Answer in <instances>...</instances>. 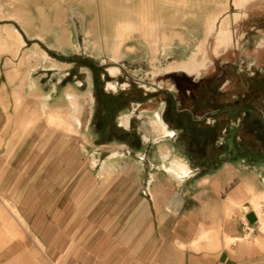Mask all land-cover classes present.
Instances as JSON below:
<instances>
[{"label": "crops", "instance_id": "0c3cea01", "mask_svg": "<svg viewBox=\"0 0 264 264\" xmlns=\"http://www.w3.org/2000/svg\"><path fill=\"white\" fill-rule=\"evenodd\" d=\"M182 1L0 0V264H264V229L251 201L264 195V166L239 157L199 173L205 156L194 165V155L175 143L161 147L158 161L134 162V225L107 237L108 212L100 204L125 154L108 144L144 153L125 139L107 141V129L93 124L101 89L96 69L134 58L127 48L137 44L159 42L157 55L146 50L147 57H163L160 28L178 27V43L186 47ZM222 16L198 24L203 38L170 72L196 74L204 59L197 54L210 41L214 57L230 48L228 37L218 35ZM93 60L99 64L92 67ZM197 101L192 107L172 101V119L154 118L153 130L137 134L173 139L183 124L198 123ZM124 116L121 125L129 126ZM172 160L183 162L188 175H176Z\"/></svg>", "mask_w": 264, "mask_h": 264}, {"label": "rangeland", "instance_id": "374dc122", "mask_svg": "<svg viewBox=\"0 0 264 264\" xmlns=\"http://www.w3.org/2000/svg\"><path fill=\"white\" fill-rule=\"evenodd\" d=\"M192 1H182L187 8V26L184 28L186 47L178 43V27L164 28V33L163 28H160L161 34L165 35L164 43H160L165 52L163 57H147L151 53L146 50L157 55L159 42L149 43L146 49H142V44H137L140 46L137 49L127 48L134 50V58L121 63L118 60H107L106 70L102 68L100 72L96 69V83L100 82L101 89H95L93 124L103 132L107 129V141L125 139L128 143L139 145L144 155L147 154L138 156L130 144L128 147L120 146L114 141L108 144L118 146L125 153L121 159L123 171L108 184L105 201L100 204L108 212V218L105 219L108 238H114L110 234L114 233L116 227L123 228V232H126L134 225V162L158 161L164 144H179L180 153H192L194 165L199 164L197 158L205 156V163L199 166V173H207L210 166L217 165L224 159L238 161L239 157H244V163L250 167L264 166V140L260 139L262 136L264 138V0ZM219 14L223 16L218 35L228 37L230 48L222 49L220 55L214 57L210 53L214 40L210 41L207 44L208 50L204 53L200 50L198 57L196 55L197 61L204 58L203 68L196 74L183 73L176 68L175 72H170V67L187 62L196 50L198 40L205 33L198 24L203 20L211 22ZM211 29L212 27L207 28L208 31ZM167 54H173V58H166ZM79 62L87 63L81 60ZM98 62L99 60H93L90 64L94 67ZM108 96L117 100L112 101ZM195 100H198L199 107L194 113L199 117L198 123L192 126L189 123L183 124L182 131H178L173 139L149 141L137 134L153 130L151 120L154 118L159 117L161 121L172 119V101L180 107H192ZM208 102L214 107L223 106L217 118L214 117L216 108L211 109L207 106ZM106 106L110 107L106 109ZM242 108L251 113L248 124H252V131L243 127ZM230 110L234 112L232 117V112L229 115ZM126 114L130 116L129 126H122L120 120ZM103 123L106 128L102 126ZM216 124L220 129L222 127L220 135H217L220 136L218 140L211 135L214 130L212 126ZM54 125L60 128L64 126L62 123ZM260 130L261 133H258ZM226 135H229L228 138ZM253 200V207L258 208L256 211L263 218L264 195L255 196L251 201ZM5 205L13 211L12 203L4 202ZM100 207L96 205L97 210ZM260 227L263 228L261 223ZM125 236L123 233V238Z\"/></svg>", "mask_w": 264, "mask_h": 264}, {"label": "flooded vegetation", "instance_id": "af4514ba", "mask_svg": "<svg viewBox=\"0 0 264 264\" xmlns=\"http://www.w3.org/2000/svg\"><path fill=\"white\" fill-rule=\"evenodd\" d=\"M210 91H212L211 88H210ZM213 91H214L215 93H217V90H216V89H213ZM212 98H213V96H212ZM208 103H210V102H208ZM170 104H171V103H170ZM233 106H234V104H233ZM215 108H216V113H215V116H214V117L217 118V116H219L218 114H220L221 109L223 108V106H219V107L217 106V107H215ZM242 109H243V108H242ZM232 111H233V110H230V111H229V115H230V113H231ZM227 112H228V110H227ZM237 112L241 113V110H240V111L238 110ZM243 113H244V114H243L244 118H243V120H242L243 127L248 128L249 130L252 131V128H251V126H250V125H252V124H248V122H249L250 119H251V113H250V111H249L248 109H243ZM233 114H234V112L231 113V117L234 116ZM237 115H239V114L237 113ZM239 116H241V115H239ZM229 117H230V116H229ZM230 121H231V120H230ZM212 128H214V130H212L213 132H212L211 135H213V137H214L215 139H217V135H218V134L220 135V131H221L222 127H221V129H220V127L218 126V124H216V126L214 125V126H212ZM258 133H261V130H260V132H258ZM228 136H229V135H226V138H228ZM260 139H263V140H264L263 136L260 137Z\"/></svg>", "mask_w": 264, "mask_h": 264}, {"label": "bare ground", "instance_id": "6f19581e", "mask_svg": "<svg viewBox=\"0 0 264 264\" xmlns=\"http://www.w3.org/2000/svg\"><path fill=\"white\" fill-rule=\"evenodd\" d=\"M193 1H195V0H193ZM192 1V2H193ZM198 1V0H197ZM200 1V0H199ZM224 2V1H223ZM222 4V3H221ZM235 15V14H234ZM191 70V69H190ZM128 116L129 115H125L124 116V118H128ZM71 118L73 119L74 118V116L73 115H71ZM158 129H161V128H159L158 127ZM170 169L173 171V172H175V174L176 175H178V176H186V175H188V173H189V170H188V168H187V166L183 163V162H181L180 160H172L171 161V166H170ZM256 206V205H255ZM256 208V207H255ZM256 210L258 211V208H256ZM259 221L261 222V224H262V227H263V229H264V217L263 218H261L260 217V215H259Z\"/></svg>", "mask_w": 264, "mask_h": 264}, {"label": "water", "instance_id": "95a60500", "mask_svg": "<svg viewBox=\"0 0 264 264\" xmlns=\"http://www.w3.org/2000/svg\"><path fill=\"white\" fill-rule=\"evenodd\" d=\"M247 219L250 223L254 224L256 221H257V217H256V214L254 212H250L248 215H247Z\"/></svg>", "mask_w": 264, "mask_h": 264}, {"label": "trees", "instance_id": "16d2710c", "mask_svg": "<svg viewBox=\"0 0 264 264\" xmlns=\"http://www.w3.org/2000/svg\"><path fill=\"white\" fill-rule=\"evenodd\" d=\"M108 98H109L110 100H112V101L117 100V98H114V97H111V96H108ZM106 102H107V101H105L104 103L106 104ZM108 107H110V106H106V109H108ZM105 127H106V126H105Z\"/></svg>", "mask_w": 264, "mask_h": 264}]
</instances>
